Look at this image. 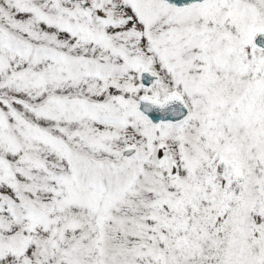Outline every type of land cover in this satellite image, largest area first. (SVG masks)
<instances>
[{
	"label": "rangeland",
	"instance_id": "obj_1",
	"mask_svg": "<svg viewBox=\"0 0 264 264\" xmlns=\"http://www.w3.org/2000/svg\"><path fill=\"white\" fill-rule=\"evenodd\" d=\"M263 27L264 0H0V264H264ZM171 92L182 123L138 111Z\"/></svg>",
	"mask_w": 264,
	"mask_h": 264
},
{
	"label": "water",
	"instance_id": "obj_2",
	"mask_svg": "<svg viewBox=\"0 0 264 264\" xmlns=\"http://www.w3.org/2000/svg\"><path fill=\"white\" fill-rule=\"evenodd\" d=\"M165 4L176 9H184L197 4H201L207 0H162ZM254 47L264 52V27L255 35L253 40ZM160 77L144 70L141 73V85L143 87H151L153 83L158 82ZM138 111L146 117L153 125L159 124H179L183 122L189 115V107L184 99L177 93L173 92L164 99L153 98L148 95L142 96L138 101ZM136 148H127L123 152L124 157L134 155Z\"/></svg>",
	"mask_w": 264,
	"mask_h": 264
},
{
	"label": "flooded vegetation",
	"instance_id": "obj_3",
	"mask_svg": "<svg viewBox=\"0 0 264 264\" xmlns=\"http://www.w3.org/2000/svg\"><path fill=\"white\" fill-rule=\"evenodd\" d=\"M257 51H259V50H257ZM259 52L264 53V52H262V51H259ZM155 83H156V82H155ZM132 147H134V146L130 145V146H128L127 148H132ZM127 148H126V149H127ZM134 148H136V147H134ZM126 149H125V150H126ZM135 153H136V152H135ZM135 153H134V154H135Z\"/></svg>",
	"mask_w": 264,
	"mask_h": 264
},
{
	"label": "trees",
	"instance_id": "obj_4",
	"mask_svg": "<svg viewBox=\"0 0 264 264\" xmlns=\"http://www.w3.org/2000/svg\"><path fill=\"white\" fill-rule=\"evenodd\" d=\"M162 99V98H161ZM170 125H172V126H174V125H178V124H170ZM205 264V263H204Z\"/></svg>",
	"mask_w": 264,
	"mask_h": 264
}]
</instances>
